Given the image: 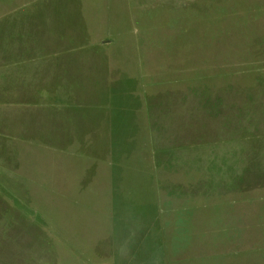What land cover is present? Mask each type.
I'll return each instance as SVG.
<instances>
[{
    "label": "rangeland",
    "instance_id": "374dc122",
    "mask_svg": "<svg viewBox=\"0 0 264 264\" xmlns=\"http://www.w3.org/2000/svg\"><path fill=\"white\" fill-rule=\"evenodd\" d=\"M0 264H264V0H0Z\"/></svg>",
    "mask_w": 264,
    "mask_h": 264
}]
</instances>
